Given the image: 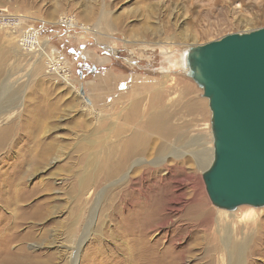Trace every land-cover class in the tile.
Returning <instances> with one entry per match:
<instances>
[{"label":"rangeland","instance_id":"374dc122","mask_svg":"<svg viewBox=\"0 0 264 264\" xmlns=\"http://www.w3.org/2000/svg\"><path fill=\"white\" fill-rule=\"evenodd\" d=\"M263 26L264 0H0V89L9 87L18 97L0 109V260L121 264L119 240L134 228L121 195L159 184L184 160L208 217H198L188 232L183 211L170 212V224L148 230L149 242L163 248L168 264H228L217 219L234 215L231 239L246 241L240 264H264V205L225 210L207 195L202 172L212 159L211 112L179 58L191 46ZM28 36L44 51L38 44L30 48ZM153 111L178 134L164 149L138 157L122 176L98 181L103 154L117 155L133 131L142 135ZM127 115L133 121H124ZM46 149L52 153L39 165L24 161L27 152ZM196 152L208 156L202 168ZM183 173L176 176L181 180ZM16 184L39 192L20 193L8 204L7 186ZM169 185L192 198L190 184L173 179ZM247 211L253 218L237 221Z\"/></svg>","mask_w":264,"mask_h":264},{"label":"water","instance_id":"95a60500","mask_svg":"<svg viewBox=\"0 0 264 264\" xmlns=\"http://www.w3.org/2000/svg\"><path fill=\"white\" fill-rule=\"evenodd\" d=\"M185 72L211 112L212 160L202 172L211 203L263 206L264 26L189 47Z\"/></svg>","mask_w":264,"mask_h":264},{"label":"bare ground","instance_id":"6f19581e","mask_svg":"<svg viewBox=\"0 0 264 264\" xmlns=\"http://www.w3.org/2000/svg\"><path fill=\"white\" fill-rule=\"evenodd\" d=\"M28 38H30L32 41L31 43H29L30 48L35 47V45L38 44L36 42L34 36H28ZM37 46H39V44ZM39 48L41 49V52L44 51V46H39ZM185 54H186V51L184 50L180 54V57H179L181 68L184 70H185ZM11 92L12 91L9 87H4V86L1 87V89H0V109L1 110H4V109H6V107H9V105L11 106V105H14L16 103V100L18 99V97L13 92H12L13 94H10ZM52 108L53 107H51V109ZM150 118L151 119L147 120L143 126L144 131L142 132V135H140L141 134L140 132H139L140 134H137L134 131L133 132L130 131L131 133L125 139V141H124L122 147L120 148V151H118L117 155L113 154V157H110V154H103L101 161L99 160L100 166L96 170V171H98L97 174H98L99 178L97 177V174H96L95 178H97L98 181H100V180H103V182L106 180L109 181V179H112L114 177L122 176V173L125 170H127L129 168V166L131 164H133L134 161L138 157L150 156L154 152L155 149H161V148L164 149L165 148V142H166L167 138L169 139V137L178 134V130L176 129L177 127L175 128L173 126L168 125L165 121V118L162 115H160L159 113H157L156 111H153L150 113ZM133 119H134L133 116L127 115L125 117L124 121L130 122V121H133ZM154 138H157V141L159 142L158 144H156L157 142L152 143ZM176 151H179V149L174 148L173 152H176ZM51 153H52V150L46 149L44 152H42L40 154L27 152L25 154V156L24 155L23 156H24L25 162H28L31 165L35 166V165H39L40 163L45 161V158L47 156H49ZM161 155H163V153ZM193 156H194L195 161H196L199 168H202V166H204V164L207 162L206 158H208V156L205 158L203 154H199L197 152L195 154H193ZM91 163L92 162H90V164ZM186 167H185V161L182 160L179 163H177V165H175L173 167V169H171L172 171H171L169 176H165V177L160 176L158 178L159 184H157L155 186L153 185L152 187H147L146 189L145 188H143V189L138 188L134 192L130 191V190L128 193L123 192V194L121 195V196H123V197H121V208L124 211H125V209H127L128 214L133 216L132 222L129 223V226H134V228L128 234L124 233L125 231L122 232L124 234L122 235V238L119 240L120 241V243L118 244V246L120 245L118 247L119 248L118 249L119 254H117V255L121 256V258H122L121 264H168V260L165 257L166 252L163 250V248L160 245L153 244V243L149 242V240L146 237V234L148 233V230H150L152 227L154 228V226L157 224H161V225L170 224L172 222V218H171L172 214L170 212H174V211L182 212L183 211L181 216H184L185 219H189V220H187L188 222L186 224H184V227H183V228H185L184 230H189L188 232L193 231L192 226H194V224H196L198 217H199V219L205 218L206 216L208 217V214H209V213H207L208 210H206V211L204 210V205H203L201 199H199L195 193V187L193 186V183H192L194 172L188 173L187 172L188 170L186 171V169H187ZM33 169H36V168L34 167ZM188 169L194 171V167L193 166L191 167V165H189ZM144 171L148 172L147 170H144ZM144 171H142V174ZM179 172H184L183 174L186 175L185 177L181 178V180L179 179V177L176 176L177 173H179ZM150 175L155 176L156 173L154 174L151 171H149V176ZM173 179H176L179 186H185L186 184H190V187L192 189V198L190 200L185 198V196H184L185 192L184 191L183 192L181 191L177 194L174 193L175 190L173 188H171L172 186L169 185V182L172 181ZM81 181L83 184H88V182H90L88 179L81 180ZM95 181H96V179L92 183H94ZM130 182H132L133 185L137 184L136 181L130 180ZM94 184H96V183H94ZM97 184H98V182H97ZM139 185H136V186H139ZM194 185H196V184H194ZM136 186H134V187H136ZM157 186H160V187H157ZM158 188H160V189H158ZM154 189L160 190V193L159 192H158V194L154 193L153 195L149 194L150 192L152 193V191H154ZM176 189H177V187H176ZM7 190L10 192L9 196L11 197V199H9V201H8V204H10V203L16 204V202L18 201V199L20 198L22 193H25V192H28L30 194L35 193L37 189L31 188L30 190L27 191V189H25V187L22 186L21 184L20 185L16 184V185L9 186V187L7 186ZM126 191H127V189H126ZM137 191L140 193V197H141V199H139V200L133 198L134 193H137ZM38 192H39V190L36 193H38ZM171 194H173V197L171 196ZM127 195L129 196V199H128ZM130 197H132V198H130ZM127 199L129 201L128 204H130V207L128 206L129 208H126L127 206L124 205V203H127ZM167 202H170V203L172 202L174 204L178 203L179 206L170 205V203L167 204ZM39 204L40 203L36 204V206ZM164 204H165V206H169L168 207L169 213L163 211ZM166 210H167V207H166ZM253 215L254 214L251 211L244 212L241 216L238 217L237 221H240L243 219L244 220L245 219H247V220L251 219V218H253L252 217ZM233 216H231L230 221L224 220L222 218H218L217 219V231L221 233L222 242L227 247L228 264H240L241 259L243 257L245 247H246V241L244 239H242L243 241L234 242L231 239V236H230L231 229H232L231 225L234 224ZM13 217L17 218V216H13ZM15 224H17V223L14 222L12 224L13 225L12 227H14ZM181 226H183V224ZM125 234H127V237H125ZM119 235H120V233H119ZM124 237L126 239H129L128 242H132L133 246H127L128 242ZM19 249H20V247H18L16 250H14V252H12L11 254L17 255ZM165 249H167V248H165ZM0 253L5 254V248H3L0 251ZM116 253L117 252H115V254ZM111 255H113V252H110L107 257H111ZM0 264H8V260L6 259V257L1 258ZM73 264H76V260L73 261Z\"/></svg>","mask_w":264,"mask_h":264}]
</instances>
